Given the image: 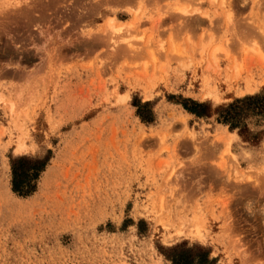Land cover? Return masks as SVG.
Returning a JSON list of instances; mask_svg holds the SVG:
<instances>
[{
	"label": "rangeland",
	"instance_id": "1",
	"mask_svg": "<svg viewBox=\"0 0 264 264\" xmlns=\"http://www.w3.org/2000/svg\"><path fill=\"white\" fill-rule=\"evenodd\" d=\"M259 93L264 0H0V264H264V113L183 105Z\"/></svg>",
	"mask_w": 264,
	"mask_h": 264
},
{
	"label": "trees",
	"instance_id": "2",
	"mask_svg": "<svg viewBox=\"0 0 264 264\" xmlns=\"http://www.w3.org/2000/svg\"><path fill=\"white\" fill-rule=\"evenodd\" d=\"M190 101L192 103L190 106L183 102L186 110L199 117H210L217 114L218 120L229 125L231 129L240 128L242 122L251 115L264 113V93L247 95L228 105L218 106L214 110L208 103ZM240 132L242 134L241 128ZM45 165L46 159L42 158L29 156L13 158L11 166L14 192L23 196L30 195L35 190V185L32 183L37 180ZM195 249L196 247L185 248L182 245H177L170 248L166 256L173 261V264H208L210 252L203 249L198 252ZM198 255H201L199 259Z\"/></svg>",
	"mask_w": 264,
	"mask_h": 264
},
{
	"label": "bare ground",
	"instance_id": "3",
	"mask_svg": "<svg viewBox=\"0 0 264 264\" xmlns=\"http://www.w3.org/2000/svg\"><path fill=\"white\" fill-rule=\"evenodd\" d=\"M30 9H32V8H30ZM26 14V13H25ZM22 16V15H21ZM112 20H111V24H110V27H114V18H111ZM109 21V20H108ZM116 21V20H115ZM129 26V25H128ZM128 26H127V28H128ZM116 27H114V29H115ZM122 30V29H121ZM20 38V37H19ZM24 38V37H23ZM16 40V39H15ZM20 40V39H19ZM18 41V40H17ZM249 89V91L250 92H254L253 90H254V88H251V87H249L248 88ZM228 132V131H227ZM227 134V133H226ZM225 134V135H226ZM227 137V139L226 138H224L225 139V145H226V152H227V155H228V153H230L231 152V150H230V141L232 140V135H226ZM189 137H190V135H189ZM222 137V136H221ZM222 140V139H221ZM27 145V144H26ZM26 150V147H25V145H23V144H20L19 146H18V151L19 152H24ZM245 191V190H244ZM189 235V234H188ZM192 237H198V238H202L203 237V233H202V230H200V228L198 229L197 228V230L196 231H194V233L192 234Z\"/></svg>",
	"mask_w": 264,
	"mask_h": 264
}]
</instances>
